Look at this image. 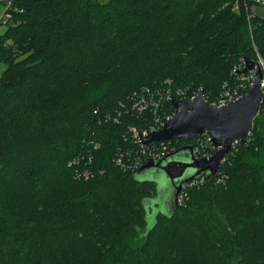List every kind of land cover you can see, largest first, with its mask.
<instances>
[{
	"label": "trees",
	"instance_id": "16d2710c",
	"mask_svg": "<svg viewBox=\"0 0 264 264\" xmlns=\"http://www.w3.org/2000/svg\"><path fill=\"white\" fill-rule=\"evenodd\" d=\"M243 4L14 0L0 35V264H264L262 111L218 174L153 223L156 181L114 162L144 120L104 116L167 79L212 103L252 42L264 57V17L252 37Z\"/></svg>",
	"mask_w": 264,
	"mask_h": 264
},
{
	"label": "water",
	"instance_id": "95a60500",
	"mask_svg": "<svg viewBox=\"0 0 264 264\" xmlns=\"http://www.w3.org/2000/svg\"><path fill=\"white\" fill-rule=\"evenodd\" d=\"M245 62L244 71H254V84L248 94L220 107L208 103L204 89H200L194 97L172 99L174 116L161 129L142 137V143L147 145L156 141L180 138L190 140L208 135L218 148L210 157L196 158L193 155L192 145H186L157 162L150 160L139 168L138 175L145 169L162 170L165 173L173 187L171 206L178 205V196L185 183L202 177L207 179L215 176L220 170L223 158L231 151L234 143L247 142L253 121L261 108L263 91L259 62L247 56ZM181 152H186L188 156L178 155Z\"/></svg>",
	"mask_w": 264,
	"mask_h": 264
},
{
	"label": "built area",
	"instance_id": "2783aa9c",
	"mask_svg": "<svg viewBox=\"0 0 264 264\" xmlns=\"http://www.w3.org/2000/svg\"><path fill=\"white\" fill-rule=\"evenodd\" d=\"M244 9L246 12L247 22L250 28L251 36L252 19L258 15L257 8L259 6L264 7V0H243ZM17 8L14 6V0H0V26L7 27L13 22L12 16L14 10ZM253 40V39H252ZM252 47L255 51V56L251 58L253 61H257L261 67L262 82L261 88L263 91V99L261 108L258 113L262 111L264 113V57L259 53L257 46L252 42ZM246 67L245 57H241L236 67L233 69L232 78L229 81L224 82L222 89L215 100L210 103L212 106L220 107L228 103L238 100L243 95L248 94L250 87L254 84V71H244ZM196 94L187 96L186 88L176 87L172 85V80L167 79L160 85L144 87L138 91H135L128 97V102L121 104L117 109L118 112H107L104 114L105 120H113L116 123L121 122L122 112L126 114L136 115L144 120V123L140 126L128 127V136L135 146H130L118 150L114 158V162L120 168L126 171L138 170L141 166L152 160L154 162L164 158L166 153L175 150V147L169 148L171 140L156 141L150 144H143L142 137L148 136L151 132L159 130L162 126L171 119L175 114V108L172 105V99H181L184 97H194ZM168 102L171 106H167ZM97 113V110L94 111ZM195 143L193 147V155L196 158L210 157L216 151L217 147L212 143L211 137L208 135L195 137ZM238 143H234L235 147ZM193 145V144H192ZM232 147V149H233ZM231 149V150H232ZM227 156V155H226ZM226 156L223 158L222 163L225 161ZM80 158L73 160L72 164H78ZM92 175L89 168H82L77 170L76 177L88 178ZM204 177L185 183L193 185L199 181H204ZM185 192H181L178 197V201L181 202Z\"/></svg>",
	"mask_w": 264,
	"mask_h": 264
},
{
	"label": "rangeland",
	"instance_id": "374dc122",
	"mask_svg": "<svg viewBox=\"0 0 264 264\" xmlns=\"http://www.w3.org/2000/svg\"><path fill=\"white\" fill-rule=\"evenodd\" d=\"M257 13L258 15L264 17V7L259 6L257 8ZM5 30H6V27L4 25L0 26V35H2L5 32ZM172 147H175V144L173 145L171 143L169 148H172ZM178 155L182 157L188 156L186 152H181ZM138 177L141 179L155 180L158 185V194L156 196L154 203L151 206L152 207L151 210L148 213L149 223H153L158 211L168 212L170 210L171 202H172L173 187H172L170 180L168 179V177L165 175V173L162 170L145 169L141 173H139Z\"/></svg>",
	"mask_w": 264,
	"mask_h": 264
}]
</instances>
